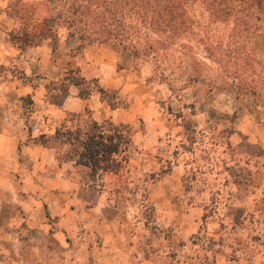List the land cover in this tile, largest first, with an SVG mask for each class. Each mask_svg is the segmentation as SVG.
Instances as JSON below:
<instances>
[{
    "label": "crops",
    "instance_id": "crops-1",
    "mask_svg": "<svg viewBox=\"0 0 264 264\" xmlns=\"http://www.w3.org/2000/svg\"><path fill=\"white\" fill-rule=\"evenodd\" d=\"M9 3L0 0V264H159L162 231L172 245L182 230L178 203L188 195L182 165L171 159L165 171L146 150L163 151L177 131L173 122L155 109L133 58L111 43H84L62 25L20 49ZM252 50L264 54V34ZM108 93L116 94L113 103ZM85 115L101 127L105 148L112 143L105 124L143 120L150 130H137L139 150L128 161L114 152L60 162L49 143ZM248 125L238 131L255 138ZM253 143L264 146V137ZM150 171L157 173L151 182ZM145 193L157 214L148 224L144 205L124 201ZM207 257L219 263L218 253Z\"/></svg>",
    "mask_w": 264,
    "mask_h": 264
},
{
    "label": "rangeland",
    "instance_id": "rangeland-1",
    "mask_svg": "<svg viewBox=\"0 0 264 264\" xmlns=\"http://www.w3.org/2000/svg\"><path fill=\"white\" fill-rule=\"evenodd\" d=\"M71 1L32 0L26 3L29 9L26 12L22 3L15 5L14 1L8 13L20 18H16L19 29L13 35H21L24 40L22 34L28 15L33 18L51 12L56 15L63 8L67 10ZM180 5L184 17L167 24L140 9L138 30H130L125 49L120 48L144 74L145 90L155 109L166 114L173 122V130H177L167 138L162 152L154 147L146 150L149 161L152 164L154 158L160 159L168 171L172 159L184 170L182 184L188 197L181 200L183 205L178 203L177 211L182 230L175 238L176 247L173 236L170 245L169 233L162 231L157 261L159 264H264V146L253 143L256 138L264 137V92L257 99L250 90L247 92L250 81L246 85L236 82L229 68L210 58L206 35L220 38L223 29L222 26L208 28L210 15L205 2L181 0ZM79 17L89 16L79 14ZM152 17L154 21L147 29ZM20 43L24 48L30 45L22 40ZM259 80L264 84V71ZM115 97L112 93L106 96L111 103ZM249 113H254L255 120H249ZM241 123H248L249 130H255V138L238 131ZM94 124L86 115L80 117L72 123V130H61L57 139L49 143L56 148L60 162L88 160L99 153L114 152L128 161L139 150L135 145L137 130L142 133L150 130L143 120L131 126L105 124L102 127L110 132L112 141L105 148L101 146V127ZM148 175L151 182L157 173L150 171ZM136 187L137 184L131 191ZM124 201L134 207L144 205L147 224L157 217L149 193L139 200L130 197ZM215 252L220 256L219 263L215 258L208 261L207 255L214 256Z\"/></svg>",
    "mask_w": 264,
    "mask_h": 264
},
{
    "label": "trees",
    "instance_id": "trees-1",
    "mask_svg": "<svg viewBox=\"0 0 264 264\" xmlns=\"http://www.w3.org/2000/svg\"><path fill=\"white\" fill-rule=\"evenodd\" d=\"M202 1L205 2L210 15L208 28L222 26L223 29L220 38L213 39L206 35L205 41L210 47V58L216 60L225 69L229 68L236 82L246 85L250 81V89H247V92L250 90L249 93L258 99L264 92V84L259 80L260 73L264 71V57L253 52L251 45L257 35L264 34V0ZM13 2L15 5L18 2L22 3L25 12L28 9L27 0H10V7L13 6ZM180 3L181 0H82L81 2L73 0L67 10L63 8L56 15L53 12L39 18L28 15L22 34L25 39H21V35L19 37L13 35L12 39L20 49H24L21 40L26 45H33L34 41L39 42L51 37L63 25L78 35L84 43H111L119 50L121 47L125 49L127 33L130 30H138V21L140 16L142 17L140 9L150 16H158L167 24L166 22L184 17ZM9 14L20 18L12 12ZM79 14L89 17H79ZM153 21L154 17L147 29L151 27ZM164 43L167 41L165 40ZM102 94L104 95V92ZM86 96L83 94V97ZM95 126L98 125L94 124Z\"/></svg>",
    "mask_w": 264,
    "mask_h": 264
}]
</instances>
